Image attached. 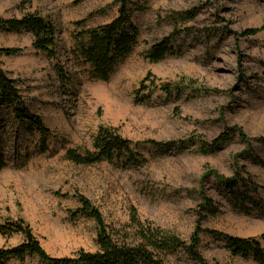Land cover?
<instances>
[{
    "label": "rangeland",
    "instance_id": "rangeland-1",
    "mask_svg": "<svg viewBox=\"0 0 264 264\" xmlns=\"http://www.w3.org/2000/svg\"><path fill=\"white\" fill-rule=\"evenodd\" d=\"M111 1L0 0V19L36 13L56 32L53 59L33 48L29 32H0L1 48L21 50L0 57V67L19 81L28 109L52 133L42 152L37 136L23 134L5 113L1 117L0 155L6 166L0 170V223L23 220L52 257H70L81 249L94 252V222L72 215L82 196L107 226L130 239L135 214L184 243L200 227L241 239L263 236L264 248V191L259 189L255 198L263 211L249 206L251 212H240L211 175L232 178L239 169L242 177L250 176L254 186L264 188V167L250 159L264 163L259 143L264 140V0H146L132 18L139 46L108 82H101L76 66L72 34L77 21L94 27L115 18ZM180 13L194 16L175 22ZM247 29L258 32L244 36ZM172 34H177L172 44L176 55L150 63L147 50ZM59 69L69 77L67 83L60 81ZM141 82L153 93L142 91ZM165 85L179 93L166 95L160 90ZM100 127L113 128L133 143L188 145L180 150L140 145L147 161L139 167L107 162L81 166L64 158L68 149H91ZM235 130L250 140V150L235 138L212 155L197 152L201 140L209 144ZM203 197L210 199L214 212L202 209ZM21 240L0 236V249ZM199 241L207 264H256L231 256L221 241L203 232ZM165 262L194 264L181 252L167 255ZM11 264L39 262L26 258Z\"/></svg>",
    "mask_w": 264,
    "mask_h": 264
},
{
    "label": "trees",
    "instance_id": "trees-1",
    "mask_svg": "<svg viewBox=\"0 0 264 264\" xmlns=\"http://www.w3.org/2000/svg\"><path fill=\"white\" fill-rule=\"evenodd\" d=\"M30 1L26 0V2ZM145 1L112 0L111 3L116 6L117 15L109 23L94 27L86 26L84 20L74 23L73 48L70 53L76 66L88 78L108 82L118 67L134 53L140 44V32L132 18L140 5L146 3ZM193 16L194 14L188 16V13H180L175 14L173 20L175 22H187ZM23 31L32 35L33 48L36 51L45 54L50 59L54 58L56 32L50 22L36 13L27 14L20 19H0V32L19 34ZM257 32V29H247L244 31V36H253ZM175 35L177 34L163 38L159 43L150 47L145 53V58L150 63H158L169 56L176 55L172 48ZM20 53L21 50L18 48L0 47V57H11ZM57 73L60 81L64 83L69 81V77L62 73L61 69ZM144 82L140 83L141 90H149V94H152L153 91L145 86ZM160 90L169 96L179 93L178 89L171 90L166 85L162 86ZM144 97L146 96H142L138 101H142ZM4 113L23 134L37 136L41 140L42 152L47 150L46 142L52 138V133L42 118L28 109L19 87V81L10 78L0 67V119ZM229 131L220 134L209 144L201 140L197 152L203 155H212L223 149L235 138L246 146V150H250V140L240 131L235 130L236 133ZM259 143L264 148V140L260 139ZM178 144L181 145L180 148L173 142L133 143L121 137L113 128L100 127L92 139L91 149L83 151L68 149L65 151L64 158L74 165L81 166H93L107 162L121 168L139 167L147 161L140 153V145H148L156 150H180L185 149V146L188 145L187 142ZM250 159L255 166L264 167V163L258 157H251ZM5 166L6 163L0 155V170ZM211 175L218 180L227 202L234 210L247 213L251 212L249 207L251 206L256 210L263 211L255 198L258 197V190L264 191V188L254 186L250 176L242 177L239 169L234 172L232 178H225L213 173ZM202 199V209L214 212L210 199L204 197ZM77 201L79 207L72 212V215L91 220L95 224L96 237L94 243L96 250L94 252L81 249L70 257H52L44 251L30 227L23 220H4L0 223V236L3 238L20 236L22 240L17 246L0 249V264H11L12 261L23 262L26 258H34L39 264H166L165 257L178 252L183 253L194 264H207L199 251V234L201 232L221 241L223 248L231 256L251 259L256 264H264L263 236H261L262 240L241 239L216 234L210 230H201L200 227H197L190 241L184 243L175 235L154 226L152 223L140 221L134 214L131 218L133 234L130 239L128 234L127 236L107 226L101 213L92 206L89 200L79 196Z\"/></svg>",
    "mask_w": 264,
    "mask_h": 264
}]
</instances>
